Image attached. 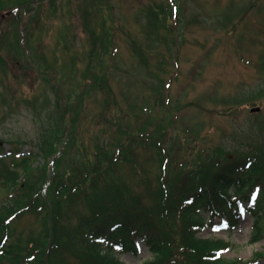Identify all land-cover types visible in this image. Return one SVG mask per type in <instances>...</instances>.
Returning a JSON list of instances; mask_svg holds the SVG:
<instances>
[{
  "label": "rangeland",
  "instance_id": "obj_1",
  "mask_svg": "<svg viewBox=\"0 0 264 264\" xmlns=\"http://www.w3.org/2000/svg\"><path fill=\"white\" fill-rule=\"evenodd\" d=\"M14 7H20L25 43L17 35L14 11L10 14ZM29 47L31 54L23 53ZM46 63L57 87L46 79ZM166 80H171L167 88ZM57 90L65 126L54 133L56 122L46 117L56 116ZM258 105L261 110L251 113ZM259 117L264 119V0H0V152L25 153L30 166L14 164V154L0 158V238L3 220L10 216L7 242L18 244L22 256L39 245L46 264H84L77 258L81 253L69 248L51 253L54 240L61 243L60 233L53 237V197L39 198L42 209L36 203L14 214L31 202L33 192L44 190L46 178L59 173L66 180L93 169L99 150L108 166L110 152L120 147L122 158L110 168L102 194L119 185L121 193L150 210L169 172L166 166L161 178L168 151L154 138L170 135L165 145H174L171 158L178 151L192 163L197 147L227 150L234 139L224 144L226 135L240 127L257 128ZM152 129L155 145L136 148L126 140ZM27 179L36 189L25 198ZM21 196L17 206L15 198ZM90 201L83 194L66 207L58 229L90 214ZM240 218L236 226L215 220L199 234L229 244L223 253L228 260L259 258L264 238L253 230L247 212ZM260 220L263 228L264 212ZM138 247L136 254L118 251L123 264H148L150 248L142 241Z\"/></svg>",
  "mask_w": 264,
  "mask_h": 264
},
{
  "label": "trees",
  "instance_id": "obj_2",
  "mask_svg": "<svg viewBox=\"0 0 264 264\" xmlns=\"http://www.w3.org/2000/svg\"><path fill=\"white\" fill-rule=\"evenodd\" d=\"M256 119L259 123L255 124L257 128L253 125L248 129L240 127L231 135H226L224 144L231 143L234 139L230 144L232 147L227 150L224 145L217 149L211 144L197 147L196 154H192V159H195L192 163L185 154L178 151L171 158L173 144H163V147L159 145L168 151V155H163L162 170L167 166L169 172L167 180L162 181L160 195L150 210L140 201H134L133 197L121 193L119 185L102 194L103 183L110 176L111 167L122 158L119 156L120 147H117L110 152L108 166L104 165L102 152L99 150L95 155L97 160L93 169L80 172L78 170V175L68 180L63 179V175L58 177L59 173L57 178H46L42 186L44 190L33 192L29 197L33 199L26 205H21L23 196L16 197L17 206H21L14 214L28 210L36 203L42 209L44 203L39 198L46 199L47 195L53 197L57 211L52 226L53 237L60 233L61 243L54 240L52 245L56 249L51 253H56L60 248H69L70 252L81 253L77 256L79 263L123 264L115 252L116 246L136 254L137 240L142 239L150 247L154 257L150 264H257L256 260L218 258L217 253L224 244H219L214 239H203L197 234L201 226L206 224L208 216L204 213L210 212L209 218L219 216L231 223L245 209V200L254 215L257 231L261 233L260 214L264 212V119ZM60 129V125H57L51 131L55 133ZM190 130L186 126V131L192 136ZM153 131L154 129L151 132L134 133L126 140L134 142L136 148L146 142L155 145L154 139L162 144L163 138L150 137ZM179 141L182 144L187 143L180 135ZM127 142H124L126 146ZM28 157L24 156L21 161H15L13 156V163L29 170ZM83 167L84 164L81 163L80 169ZM7 173L15 174L9 171ZM166 173L167 169L162 176L160 174L162 179ZM23 185L27 188L25 198L36 189L29 179ZM146 189L151 197L152 189L148 186ZM83 194L91 197L90 204L94 206L92 212L80 216L73 225L63 228L64 230L58 229L60 220L67 215L63 213L68 209L66 207H71ZM10 219L9 216L3 220L0 264H46V252L39 245L36 248L30 246L26 251L28 254L22 256L18 244L7 242L11 235ZM32 242L37 243L34 240ZM46 242L41 241L42 244ZM258 256L262 257L264 253Z\"/></svg>",
  "mask_w": 264,
  "mask_h": 264
},
{
  "label": "water",
  "instance_id": "obj_3",
  "mask_svg": "<svg viewBox=\"0 0 264 264\" xmlns=\"http://www.w3.org/2000/svg\"><path fill=\"white\" fill-rule=\"evenodd\" d=\"M260 109V107H258V108H254L253 110H256V111H258Z\"/></svg>",
  "mask_w": 264,
  "mask_h": 264
}]
</instances>
